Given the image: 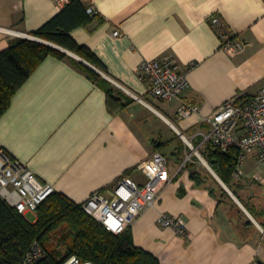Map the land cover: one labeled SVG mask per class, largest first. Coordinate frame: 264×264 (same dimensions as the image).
<instances>
[{
  "label": "crops",
  "instance_id": "0c3cea01",
  "mask_svg": "<svg viewBox=\"0 0 264 264\" xmlns=\"http://www.w3.org/2000/svg\"><path fill=\"white\" fill-rule=\"evenodd\" d=\"M69 1L0 0V52L19 33L38 30ZM83 1L94 4L98 14L71 35L100 59L104 70L93 65L102 80L77 66L71 59L79 60L76 56H48L0 117V145L77 203L122 175L144 184L140 166L159 151L168 158L173 180L130 226L135 244L161 264H264V172L242 171L240 198L229 187L255 221L203 173L205 165L195 156L198 178L190 167L177 174L192 152L179 132L206 155L208 146L201 144L210 126L204 117L238 94L255 96L264 89V0ZM213 15L244 43L243 50L231 54L222 48L210 23ZM115 29L122 35L115 36ZM168 57L188 78L182 99L199 105L198 113L184 119L177 116L182 100L153 97L139 74L145 60ZM248 156L256 161V152ZM163 212L182 216L189 237L161 225Z\"/></svg>",
  "mask_w": 264,
  "mask_h": 264
},
{
  "label": "built area",
  "instance_id": "2783aa9c",
  "mask_svg": "<svg viewBox=\"0 0 264 264\" xmlns=\"http://www.w3.org/2000/svg\"><path fill=\"white\" fill-rule=\"evenodd\" d=\"M89 14H97L94 4L88 6ZM210 23L218 32L222 48L231 54L243 50L244 43L236 40L228 31L226 23L217 15L210 17ZM115 36L122 35L115 29ZM21 37L39 39L29 33H19ZM139 74L148 83V92L153 97L173 101L181 99L177 116L184 119L199 112V105L182 99L190 84L186 74L181 71L178 62L171 57L145 60ZM116 85L125 89L121 84ZM133 97H139L130 93ZM209 129L203 133L201 145L218 148L224 152L238 149V166L235 177L242 174V165L249 153L256 152V162L264 166V89L255 96L238 94L224 102L212 114L204 117ZM179 132V131H178ZM191 147L199 161L211 170L208 160L202 156L199 148L179 132ZM193 159L187 155L177 174L187 168V163ZM141 169L147 179L139 184L127 175H122L116 183L106 190L93 192L83 203L86 212L102 223L113 233L124 232L132 226L138 217L160 198L164 188L173 180L170 173L168 158L161 152H155L141 164ZM54 186L42 180L36 172L15 159L0 145V196L6 203L19 213H37L44 200L55 192ZM158 221L161 225L173 228L182 237H189L187 222L180 215L163 212ZM47 255L46 248L34 241L20 264H39ZM61 264H94L92 261H82L78 255L68 256Z\"/></svg>",
  "mask_w": 264,
  "mask_h": 264
},
{
  "label": "trees",
  "instance_id": "16d2710c",
  "mask_svg": "<svg viewBox=\"0 0 264 264\" xmlns=\"http://www.w3.org/2000/svg\"><path fill=\"white\" fill-rule=\"evenodd\" d=\"M87 8L83 0H70L32 34L60 45L104 70L96 54L71 35L73 29L88 23L96 15L89 14ZM51 55L69 57L61 49L25 37L12 39L9 47L0 52V117L9 108L17 90ZM71 59L90 77L102 80V75L95 69ZM108 94L114 97L112 88ZM119 106L122 104L119 103ZM238 155L236 148L224 152L208 146L204 156L218 176L240 198L234 183ZM195 159L199 160L197 156ZM187 167L191 168L194 178H198L199 172L191 161ZM36 240L47 250L46 257L39 264H61L72 254L78 255L83 262L92 261L94 264H161L153 253L135 244L130 227L124 232L113 233L86 212L82 203L60 192L55 191L40 204L36 221L29 220L0 196V264H20ZM61 248L66 249L65 254Z\"/></svg>",
  "mask_w": 264,
  "mask_h": 264
},
{
  "label": "rangeland",
  "instance_id": "374dc122",
  "mask_svg": "<svg viewBox=\"0 0 264 264\" xmlns=\"http://www.w3.org/2000/svg\"><path fill=\"white\" fill-rule=\"evenodd\" d=\"M39 38V37H38ZM39 39H41V38H39ZM201 153V152H200ZM192 154V156H196L193 152H189L188 153V155H191ZM250 154V153H249ZM248 154V155H249ZM247 155V156H248ZM199 161V160H198ZM199 163L200 164H202L200 161H199ZM182 165V163L180 164V166ZM171 166V165H170ZM203 168H204V174H206V175H208L209 177V179H212V180H214V182H216V184L219 186H222L223 187V185L220 183V181H219V179L218 178H216L215 177V175L213 174V173H211V170L208 168V167H204L203 166ZM188 169V167L187 168H185V170H187ZM241 169H242V171L245 173V175L247 176V175H253V174H257V173H263L264 172V166H262V165H259L256 161H255V159H252V158H249V156L247 157V159H245V162L243 163V165H242V167H241ZM184 170V171H185ZM213 174V175H212ZM242 175H240L239 177H235V179H234V183L236 184V188L237 187H239L238 186V184L237 183H241V182H243V181H241L242 180ZM243 184V183H242ZM241 184V187H244V185H242ZM36 216H37V213L36 212H34V213H28L27 214V218L29 219V220H31V221H33L35 218H36ZM62 249V251H63V253L65 254L66 253V249L65 248H61Z\"/></svg>",
  "mask_w": 264,
  "mask_h": 264
},
{
  "label": "water",
  "instance_id": "95a60500",
  "mask_svg": "<svg viewBox=\"0 0 264 264\" xmlns=\"http://www.w3.org/2000/svg\"><path fill=\"white\" fill-rule=\"evenodd\" d=\"M37 40H39V41H42V42H44V43H46V44H49V45H51V46H53V47H56V48H58V49H61V50H63V51H65L66 53H68V54H71V55H73V56H76L79 60H81L82 62H84V63H86L87 65H89L90 67H92L93 69H95V70H97L98 71V69H97V67L96 66H94L93 64H91L90 62H88V61H86L85 59H83V58H81V57H79V56H77L76 54H74L73 52H71L70 50H68V49H66V48H64V47H62V46H60V45H57V44H54V43H52V42H50V41H47V40H44V39H37ZM211 171H212V173L215 175V177L216 178H218L219 179V181H220V183L224 186V188L235 198V200L244 208V210L248 213V215L251 217V219L252 220H254V218H253V216L247 211V209H245V207L240 203V201L238 200V198L234 195V193L229 189V187L227 186V184L218 176V174L214 171V169L211 167ZM255 221V220H254Z\"/></svg>",
  "mask_w": 264,
  "mask_h": 264
}]
</instances>
